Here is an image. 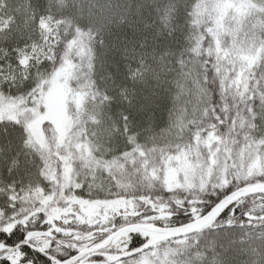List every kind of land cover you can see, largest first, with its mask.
Returning <instances> with one entry per match:
<instances>
[{
	"label": "trees",
	"instance_id": "obj_1",
	"mask_svg": "<svg viewBox=\"0 0 264 264\" xmlns=\"http://www.w3.org/2000/svg\"><path fill=\"white\" fill-rule=\"evenodd\" d=\"M261 8L264 0H0V64L14 65L25 51L29 57L35 54L43 61L32 69L42 76L36 99L53 77L64 92L60 129L42 123L43 145L30 140L22 117L31 115L33 104L29 96L19 94L27 92L32 81L13 88L11 96L7 86L0 93L3 102H22L17 121L0 119V199L14 181L17 197L29 211L31 200L43 196L42 189L66 180L70 169L82 174L89 161L113 159L125 137L148 148H167L177 139L190 93L197 95L193 82L201 75L202 58L210 47L231 54L226 68L239 72L241 64L246 65L243 79L250 90L229 125L238 141L232 147L243 150L242 168L247 173L264 166V149L256 147L264 130L253 126L254 116H264V18L257 11ZM41 16L47 25L43 29ZM111 17L122 27L112 25L109 37L103 29L112 24ZM133 38L135 44L126 43ZM101 39L106 44L125 43L111 51L100 47ZM53 55L50 63L46 57ZM161 85L167 92L161 107L147 116L137 115L138 96L159 91ZM167 176L174 181L175 170L169 169ZM256 186L261 185L252 187ZM85 211L91 214L93 209ZM252 233L254 238L245 237L249 242L237 254L236 264H264V232L254 228ZM190 248L161 249L160 264H199L204 249L189 256ZM211 264H221L220 257H213Z\"/></svg>",
	"mask_w": 264,
	"mask_h": 264
},
{
	"label": "snow or ice",
	"instance_id": "obj_2",
	"mask_svg": "<svg viewBox=\"0 0 264 264\" xmlns=\"http://www.w3.org/2000/svg\"><path fill=\"white\" fill-rule=\"evenodd\" d=\"M184 11L187 15V7ZM257 11L264 18V8ZM111 20L103 29L109 37L112 25L122 27L117 17ZM39 26L47 27L43 16ZM122 43L99 41L111 51ZM229 55L208 49L193 82L197 95L190 93L177 139L167 148H148L125 137L113 159L89 161L82 174L70 169L66 180L31 200L29 211L17 197L15 182L6 187L0 199V264H160L161 249L188 245L189 256L204 249L199 264H211L216 256L221 264H236L249 242L245 237L253 236L254 228L264 232V166L247 173L243 150L232 147L238 141L229 125L250 83L243 79L245 64L239 72L225 67ZM46 59L54 63V55ZM42 62L25 51L14 65L0 64V93L7 86L11 96L13 88L30 80L31 87L19 95L29 96L34 105L42 76L32 69ZM166 96L164 85L138 96L137 115L153 113ZM123 120L127 126L128 114ZM253 126L264 130V116H254ZM256 139L264 149V135ZM169 169L175 170L174 181L168 179ZM257 183L260 190L249 191Z\"/></svg>",
	"mask_w": 264,
	"mask_h": 264
},
{
	"label": "rangeland",
	"instance_id": "obj_3",
	"mask_svg": "<svg viewBox=\"0 0 264 264\" xmlns=\"http://www.w3.org/2000/svg\"><path fill=\"white\" fill-rule=\"evenodd\" d=\"M64 105V92L59 87V81L53 77L48 86L41 90L40 96L33 105L30 116H22L25 126L28 128L30 140L35 144L43 145L44 135L42 133V123L50 122L55 125L57 131L60 129L59 113ZM22 102L11 100L3 102L0 98V119L18 120ZM26 115V114H25ZM256 147L259 148L258 144Z\"/></svg>",
	"mask_w": 264,
	"mask_h": 264
},
{
	"label": "water",
	"instance_id": "obj_4",
	"mask_svg": "<svg viewBox=\"0 0 264 264\" xmlns=\"http://www.w3.org/2000/svg\"><path fill=\"white\" fill-rule=\"evenodd\" d=\"M261 187H257V188H253V189H249V191H258L260 190Z\"/></svg>",
	"mask_w": 264,
	"mask_h": 264
}]
</instances>
